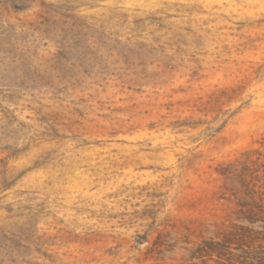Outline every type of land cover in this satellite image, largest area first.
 I'll return each instance as SVG.
<instances>
[{"label": "rangeland", "instance_id": "374dc122", "mask_svg": "<svg viewBox=\"0 0 264 264\" xmlns=\"http://www.w3.org/2000/svg\"><path fill=\"white\" fill-rule=\"evenodd\" d=\"M252 189L264 0H0V264H264Z\"/></svg>", "mask_w": 264, "mask_h": 264}, {"label": "trees", "instance_id": "16d2710c", "mask_svg": "<svg viewBox=\"0 0 264 264\" xmlns=\"http://www.w3.org/2000/svg\"><path fill=\"white\" fill-rule=\"evenodd\" d=\"M258 192L254 191V189L250 190L248 193V196L250 197L251 202L248 203V207H249V212L250 214H253L255 216H262V218L264 219V200L262 198H260V201H256L255 199V195ZM256 223L255 218L250 219V224H254ZM246 231L248 232V235L252 234L251 229H246Z\"/></svg>", "mask_w": 264, "mask_h": 264}]
</instances>
